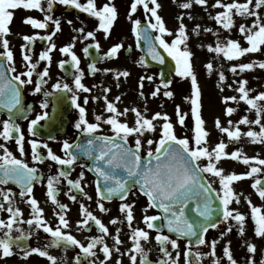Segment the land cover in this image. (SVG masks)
Returning <instances> with one entry per match:
<instances>
[{
  "label": "snow or ice",
  "instance_id": "1",
  "mask_svg": "<svg viewBox=\"0 0 264 264\" xmlns=\"http://www.w3.org/2000/svg\"><path fill=\"white\" fill-rule=\"evenodd\" d=\"M58 2L61 5L73 6L75 9L82 10L88 13L90 17L98 20L97 30H103L105 38L110 34V30L114 21L118 17V10L112 0L98 5L96 0H86L81 3L80 0H47V8L42 5V0H0V44L6 50L0 52V56H6L9 63L8 71L16 73L14 54L10 50L9 40L5 38L10 34V23L13 20L16 9L24 10H40L47 13L43 21L32 16L23 18V22L38 29L48 28V22L51 21L55 25L56 32L61 30V22L59 19H54L51 11L54 4ZM151 5V6H150ZM194 5H199L207 9H221L216 11L211 18L214 19L223 29L232 31L237 27L236 17L242 18L244 21L238 25V32L243 37L247 46H244L239 39L226 37L221 40L217 31V41L215 46L208 44L206 47L209 52L221 55L227 61L239 60L246 54L264 53V0H214V3L209 4V0H182L179 7L186 10L178 17L179 25L175 33L166 27V24L158 14V10L162 5L158 0H131L128 18H132V14L136 13L138 7H142L146 17L150 14V19H147L145 27L141 28L142 21L140 19L132 20V32L136 35L137 46L141 39L147 42L148 51L152 59L158 60L161 64L164 63L165 57L158 50L163 49L169 57L175 61V73L181 78H190L191 80V96L184 97L185 100H190V111L194 118L193 135L189 138L187 135L178 136L176 134L175 125L167 112L156 111L151 116L146 115L147 107L141 110L139 107H125L121 111L115 102L108 99L107 93L110 88H103V96H93V100L104 101V112L108 113L105 117L103 114H96L94 122L88 119V110L85 106L89 102L86 96L83 99V105L79 102V91L91 92L92 89L82 83L84 72L80 69L79 57L74 49L76 37L72 38V42L64 45L59 50L71 57V63L77 71L74 77V89L68 83L57 81L52 85V88L60 91L72 93L70 100L71 104L78 110V119L75 121L74 127L81 134L77 141L70 142L68 139L62 141L63 156L56 154L49 147L47 142L37 140L35 138L28 141L32 160L38 163H43L45 157L41 154L40 149L47 150V158L56 162L61 166H69L75 164L80 156L91 158L94 163L90 171L96 175L95 191L99 197L97 207L101 212L110 211L105 207L103 201H111L118 198L119 212L124 215V221L130 229L128 239L131 241L130 247L126 252H121V246L124 241L121 239V228L115 229V234L112 235L107 225L99 219L89 208L80 203V214L83 219L77 221L78 228L91 227L90 221L99 228L100 235L90 236L87 243L82 242L70 231H65L70 227L67 218L69 206L60 203L57 199V187L60 178L67 179L69 188V198L72 201L77 200V196L71 194L72 189L79 190L87 199L88 196L82 187L81 181L84 179V172L79 174L76 180L68 179L70 172L66 170L59 171L57 176L50 175L47 179V197L53 204L58 205L59 211L54 214L58 217V225L53 227L44 217V209L40 207L39 201L33 195V185L39 177L38 169L30 167L29 164L21 158L14 155L5 144H0V185H6L9 181L19 185L21 191L20 196L26 198L25 202L31 207V217L26 221L23 220V210L14 203V193L12 189H4L0 187V198L3 203H0V212H6L7 217L0 218V258H7L14 254V248L19 249L22 253V258L27 259L32 254H38L40 257L47 258L50 264H60V259L51 255L47 250L51 247L76 246L79 253L75 257V264H109L113 253L120 254L121 257L127 255L130 264H153L149 259L145 244L150 239L148 230H155L154 237L159 251L167 258L166 261H160L158 264H180L181 252L176 251L175 256L168 251V245L172 249H179V239H187L186 250L183 252L185 264H202V258L211 256V264H221V258L217 257V240H212L210 252L204 253L196 251L193 253L194 245L200 246L208 243L206 234L209 229L218 228L220 223H227L234 220L238 227L239 235H245L246 215L237 208L231 207L233 201L239 204L240 198L233 187V182L240 181L246 178H253L251 187L256 191L259 198L264 201V177L260 174L264 173V158L257 156H247L242 149H236L231 153L227 152L228 145L223 139L219 140L214 147H209L208 137L209 132L206 130L205 121L201 114V89L197 80L194 67V53L188 47L189 29L184 23L185 16L190 19H195L192 16L191 10ZM154 19V22H153ZM69 24L72 21H68ZM149 29L156 30L159 34L153 35ZM78 33H84V28L75 29ZM196 35L200 34L201 25L195 24L191 29ZM204 31L213 32V29L206 28ZM165 34L173 37L169 43L166 40ZM51 35L40 36L42 40H52ZM96 32L88 31L85 39L93 38L95 40ZM38 37V34L23 35V40L33 42ZM95 48L99 50L100 44L95 43ZM203 46V45H202ZM91 47V45L89 46ZM89 47H85L83 51L88 54ZM122 43H115L107 52L104 53L105 58H114L118 55ZM22 49H28V45H21ZM56 48L55 43H51L50 47L41 51L39 59L33 62V57L30 50H25L22 55V60L27 66V70L15 74L11 78L8 77L4 70V65L0 64V105L8 110L9 116L6 119L0 120V137L4 141L14 140L16 146L23 156L25 154V136L22 128L16 122L18 119H27L26 112L31 111V106L25 107L21 102V88L19 86L33 84L34 93H40L43 90V85L47 84L45 77L49 76V69L45 67L43 71L37 72L38 79L33 81V73L37 69L39 61H47L50 65L53 49ZM143 62V57L141 58ZM66 61H60L59 66L64 68ZM209 74L213 71V62L209 61L205 65ZM259 67L264 69V60L253 59L249 62L234 63L230 67L233 74L239 75L246 70H253ZM92 72L99 71L96 68L95 62L89 65ZM104 71H111L104 69ZM130 73L127 70L116 72V79L121 76L128 77ZM218 78L221 83L226 81L227 77L221 70L218 73ZM153 81L154 77L142 76L139 80V88L143 89L144 80ZM237 87L235 91L238 95H228L222 98L225 104L228 102H244L248 109L247 111L255 112V119H250L248 115L242 116L238 121L228 120V126H223L219 117L215 120V126L221 133L227 134L230 140H239L242 136L248 137L253 143H264V91H259L255 95L250 93L253 91L247 87V79H238L235 81ZM172 80L161 79L160 84L156 85L151 92L153 98L161 95V85L164 91L162 95L166 98H172L174 93L169 89ZM19 85V86H18ZM119 87V84L116 85ZM232 87L231 84L228 85ZM221 91L223 89L221 88ZM139 95L144 96L143 91ZM45 99L40 107L44 110L37 114L34 119L28 122V132L33 136H37V125L41 121H54L56 118V108L63 103L62 97L53 95L50 92H44ZM121 97L116 96L115 101H120ZM53 106V112L48 111L49 103ZM237 109L227 107L225 114L231 116ZM133 115L132 122L127 117L128 114ZM175 114L178 118V123L181 126L185 125L187 113H184L180 105L175 106ZM110 126L112 135L102 134L103 125ZM240 125H248V131L242 132ZM259 126V131L253 129L252 126ZM158 134V139H153L151 136ZM83 138V142L81 141ZM49 139L54 137L49 136ZM133 143L130 144L129 141ZM147 145L146 152L144 151ZM154 146V147H153ZM222 159H233L241 161L245 165H250L253 162L259 166H251L250 170L244 173H236L235 171L226 172L225 169L219 166ZM206 161V162H205ZM211 177V178H210ZM218 181V187H214V183ZM133 189L138 190L147 199V204L142 212V222L148 230L141 227H133L134 206L135 201L127 202V197L133 193ZM134 194V193H133ZM215 198H218L220 210L219 215H215L216 207ZM245 200L250 208V216L254 222V236L264 241V206L255 205L249 197ZM157 208L160 214L148 215L147 210ZM124 221L119 217H113L110 221L112 225L121 224ZM21 223H27L30 228L25 230L18 227ZM15 232L18 234L14 235ZM32 228L43 229L45 233L51 235L52 240L43 247H33L27 244L28 238L33 234ZM167 229L169 234H164V229ZM231 232L232 227L229 226L225 230ZM171 234H175L177 238H172ZM225 233H221L223 237ZM111 235L113 245L110 247L105 237ZM195 237V241L190 239ZM247 259L246 264H256L255 254L258 250V245L254 242L246 241ZM97 246L99 252L102 253L103 259L97 256ZM260 264H264V250ZM82 253V255H81ZM195 259H191V257ZM223 257H226L228 264H238L231 250V241H227L223 247ZM115 264H123L122 259H116Z\"/></svg>",
  "mask_w": 264,
  "mask_h": 264
},
{
  "label": "flooded vegetation",
  "instance_id": "2",
  "mask_svg": "<svg viewBox=\"0 0 264 264\" xmlns=\"http://www.w3.org/2000/svg\"><path fill=\"white\" fill-rule=\"evenodd\" d=\"M81 3L86 2V0H80ZM98 5H103L104 3L109 2V0H96ZM115 7L118 10V17L114 21V24L110 30V34L105 38V33L103 30H97L98 20L96 18L90 17L88 13L83 12L82 10L75 9L73 6H65L61 5L58 2L54 4V7L51 11V15L54 19H59L61 22V30L56 32L55 25L51 21L48 22V28L46 29H38L33 26L26 24L23 22V18L26 16H32L34 18L40 19L43 21L44 16L47 14L45 12H41L40 10H24V9H16L13 10L14 17L11 21L10 34H8L5 38L9 40L10 50L14 54L15 67L17 72L12 73L8 71L9 63L6 59V56H0V64L4 65V70L7 72L9 78L18 74L20 72L26 71L27 66L25 62L22 60V55L25 50H30V54L33 57V62H36L39 59V54L41 51L46 50L50 47L51 43L56 44V48L52 50L51 55V63L47 61H39L37 64V69L33 73V81L35 82L37 77V72L43 71L45 67L49 69V76L44 79L47 80V84L43 85V90L40 93H34V83L27 84L23 86H19L21 88V102L25 107L31 106V111H27V119L20 118L16 122L20 125L24 132L25 136V154L21 156L16 143L14 140L4 141L2 137H0V144H5L7 148L18 158L24 159L30 167H35L38 169V177L39 179L34 182L33 185V195L39 201L40 207L44 209V217L48 221L50 225L55 227L58 225V217L54 214L56 211H59L58 205L52 203V201L47 197V179L50 175L57 176L59 171L66 170L70 172L68 179L76 180L79 178V174L84 172V179L81 181L82 187L88 196H91L92 199L89 200L85 195H83L79 190L72 189L73 195L77 196L76 201H72L69 198V188L70 186L67 183V179L60 178V182L56 185L57 191V199L60 203L67 204L69 206V211L67 212V218L69 220L70 227L65 231H70L72 235L76 236L82 242L87 243V240L90 236L100 235L99 228L94 225V222L90 221L91 227L89 228H78L77 221L83 219L80 214V203H84L90 211H92L102 222L108 226L110 233L112 235L115 234V229L117 227L121 228V239L124 241V244L121 246V252H126L127 248L130 247L131 241L128 239L130 235V229L127 226V222L124 221V215L119 212V204L120 200H112V201H103L105 207L110 211L101 212L97 207V201L99 197L96 195L95 187H94V177L93 175L82 165V163L77 160L74 165L69 166H61L56 162L51 161L47 158V150L44 148L40 149L41 154L45 157L43 163H38L32 160L31 148L28 143L29 140L35 138L37 140H41L47 142L49 147L58 155L63 156L64 153L62 151V141L68 139L70 142L77 141L78 137H81V134L78 130L75 129L74 124L78 119V110L71 104L70 97L72 93L67 91H57L52 88V85L56 83L58 80L62 83H68L70 87L74 89V77L77 75V71L75 67L71 63L70 55L66 53H62L59 49L66 44L72 42V38L76 37L74 51L76 55L79 57L80 69L84 72L82 77V83L85 84L86 87L91 88V92L79 91L78 95L80 97V103L83 105L84 97L89 98V102L87 105H83L88 110V119L90 122H94V117L96 114H103L105 117L108 113L104 112V101L101 98L96 101L93 100V96H103V88H110L111 91L107 93L108 99L115 102L119 109L123 106L122 101L124 102L125 97V86L129 84L135 85L133 88H137L138 95L140 91H143L144 96L140 95V106H142V110L147 107L148 112L146 115L150 116L153 114V102L150 100V87L153 86L155 82V72L156 69L150 66L145 65L143 62L141 63L142 52L137 47V41L135 34L132 32V20L140 19L137 17L138 15L132 14V18H128V11L130 7L131 0H112ZM42 5L46 9L47 8V0H42ZM72 21L71 24L68 21ZM250 23V20L247 21ZM80 27L84 28V33H78L75 29ZM88 31H95L96 36L95 40L93 38L85 39L86 33ZM55 32V35L52 36V40H42L40 36L51 35ZM38 34V37L33 42L29 43L23 40V35H33ZM96 41L99 42L100 48L97 50L95 48ZM115 43H122L123 47L120 49L118 55L114 58H105L104 53L108 51V49L114 45ZM28 45V49H22L21 45ZM91 45V47H89ZM85 47H89L88 54H85L83 49ZM6 51L2 44H0V52ZM92 53V55H89ZM60 61H66L67 64L64 68L59 66ZM95 62L96 68L99 71L92 72L89 69V65ZM104 69H110L111 71H104ZM256 69H260L257 67ZM127 70L130 75L128 77L121 76L119 80L116 79V72ZM153 76V81L144 80L143 89L139 88V80L142 76ZM117 83L119 87H117ZM75 90V89H74ZM50 92L53 95H58L62 97L63 103L59 104L56 108V118L54 121H41L37 125V136L33 137L27 129L28 122L31 119H34L37 114L42 113L44 111L40 105L45 99L44 92ZM120 96V101H115V97ZM138 107V105H137ZM48 111L50 113L53 112V106L51 102L49 103ZM9 116V112L2 105H0V120L6 119ZM133 116V115H132ZM65 119V121H64ZM133 119V117H132ZM132 119L129 121L132 122ZM63 122L64 125H63ZM257 130H259V127ZM102 134L112 135V130L110 126L103 125L102 126ZM49 136L54 137V139H49ZM151 138L155 139V134L151 136ZM83 140V138H81ZM215 143V136L213 137ZM230 140V139H229ZM232 141V146H237L239 149H242L243 152L251 145L254 147V150L258 148L263 149L264 152V143H253L248 137L242 136L239 140H230ZM130 144L133 143L132 140L129 141ZM230 146L229 144H227ZM244 146V149L242 148ZM154 147V146H153ZM147 145H145L144 151L146 152ZM227 152L231 153L229 147L226 149ZM0 154H2V150H0ZM264 156V154H263ZM221 162H228L225 166L226 169H231L232 164L241 163V161H235L233 159H222ZM264 173H261L260 176H263ZM246 179H242L240 181H235V185L241 188ZM250 185L253 183V178H250ZM4 189H12L15 194L13 197L14 203L19 206L23 210V220H27L31 217V207L28 203L25 202L26 198H22L20 196V187L13 181H9L6 185H0ZM255 191V190H254ZM245 192H249L246 191ZM134 193V194H133ZM133 193H130L127 197V202L131 203L135 201L134 206V221L133 227H141L146 228V225L142 222V209L146 207L147 201L146 199L139 194L136 190H133ZM0 203H3L2 198H0ZM264 204V203H263ZM239 205V204H238ZM232 206L237 207L239 211L246 215L248 210L246 207H239L235 204ZM264 206V205H263ZM148 215H157V212L152 208L147 210ZM7 217L6 212H0V218ZM113 217H119L120 220L124 221L121 224L112 225L110 223ZM247 217V216H246ZM248 220L252 223V229H247ZM223 225V226H221ZM219 227H223L220 231H215L216 229H211L206 234V240L208 243L200 246H193L192 251L195 253L196 251L209 253L210 245L212 240H217V255H220L221 262H225L224 264H228L226 257H223V247L227 241H231V249L233 251L234 258L237 260L238 264H246L247 259V249H246V241L252 242V236H254V222L249 215L246 219L245 223V235H239L238 227L236 226V222L234 220L229 221L227 223H222ZM231 226L232 231L226 232L227 227ZM18 227L23 228L25 230L29 229L30 226L27 223H21ZM2 231L0 230V235H2ZM150 232V241L142 242L145 244L146 249H150L148 252L149 259L153 261V264H158L160 261H166L167 258L163 256V254L159 251V246L157 245L154 237L156 235V231L148 230ZM32 235L28 238L27 244L33 247L39 246L43 247L48 244L52 237L50 234L45 233L43 229H35L32 228ZM221 233H225L223 237ZM230 234V237H227V234ZM18 234L15 232L14 235ZM164 234H169L168 232H164ZM227 237V238H226ZM172 238H177L172 235ZM220 238L222 240H220ZM107 243L111 247L113 245L112 236L109 235L105 237ZM179 249H172L170 245H168V251L173 253L175 256L176 251L181 252L180 256V264H185L183 252L186 250L187 241L185 239L180 238L179 241ZM259 244L261 248L264 250V241L259 239ZM99 246H97V256L100 259H103L102 253L99 252ZM51 255H55L60 259V264H75V257L79 253V249L76 246H68L64 247H51L47 249ZM82 255V253H81ZM116 259H122L123 264H130L129 258L127 255L123 257L120 254L113 253L112 259L109 261V264H115ZM191 259H195V257H191ZM211 256H205L202 258V264H211ZM0 264H50V261L47 258L40 257L38 254H32L29 258L23 259L22 253L19 249L14 248V254L7 258H0ZM85 264H87V260H85Z\"/></svg>",
  "mask_w": 264,
  "mask_h": 264
},
{
  "label": "rangeland",
  "instance_id": "3",
  "mask_svg": "<svg viewBox=\"0 0 264 264\" xmlns=\"http://www.w3.org/2000/svg\"><path fill=\"white\" fill-rule=\"evenodd\" d=\"M158 2L162 5V7L158 10V14L161 15L163 18L166 27L170 30H172L174 33L176 29L178 28L179 21L177 17L186 10L179 7V3L182 2V0H158ZM214 3V0H209V4ZM151 6V5H150ZM221 9H214L211 7H208L205 9L202 6L194 5L193 9L191 10L192 16L195 17V19H190L188 16H185L184 23L187 25L189 29V40H188V47L193 51L194 55V67L195 72L197 76L198 83L200 85L201 89V114L205 121V127L206 130L209 132L208 137V145L209 147H214L216 143L219 142V140L223 139L226 144H229V149L232 151L239 149L237 146H232V141L229 140V137L227 134L221 133L219 129L215 126V120L217 117H219L221 123L223 126H228V120L232 121H238L242 116L248 115L250 119H255V112H249L247 111L248 106L244 102H228V104H225L222 100L224 96L228 95H238V93L235 91V88L237 87V84L235 83L238 79H247L248 84L247 87L249 89H252L253 91L250 93L251 95H255L259 91H264V69H253V70H246L243 73H239V75L233 74L229 69L232 64L234 63H244L249 62L253 59L257 60H264V53H255V54H246L245 56L241 57L239 60H233V61H227L224 59L221 55H217L216 53L209 52L207 49L208 44H213L215 46V43L217 41L216 33L219 32V36L221 40H223L226 37L239 39L241 43L244 46H247L246 42L243 40V37L238 32V25L244 21L240 17H236V24L237 27H234L231 32L228 30H225L222 28L221 25H219L214 19L211 17L215 15L216 11H219ZM134 15H138L137 17L141 19H150V14L148 17H146L143 13L142 7H139L137 12L134 13ZM135 20V19H134ZM154 22V19H153ZM195 24L201 25V31L199 35H196L194 32L191 31V29L194 28ZM206 28L213 29V32H207L204 31ZM155 35H158L159 33L156 30H153ZM166 40L171 42V39L173 37H170L165 34L164 37ZM203 45V46H202ZM213 62V71L211 74L207 71L205 65L209 62ZM223 71L225 76L227 77L226 81L221 83L218 78L219 71ZM160 84V80L158 79L157 72H155V82L152 87H150V91L152 92L156 85ZM231 84L232 87L229 88L228 85ZM135 85L129 84L127 87L125 86V97L124 102L122 101V104H124L123 109L125 107H138L142 110V106H140V96L138 95L137 88H133ZM221 88L223 91H221ZM170 91L174 93V96L172 98H166L162 95V92L164 91L163 86L161 85V95L158 97L153 98L150 95V100L153 102V113L156 111L161 112H167L169 116L172 119L173 124L175 125L176 134L178 136H184L187 135L189 138L192 137L193 132L192 129L194 127V118L191 115L190 111V100H185L184 97H190L191 96V80L190 78H181L177 74H175L172 77V84L169 86ZM180 105L182 111L184 113H187L186 119H185V126H181L178 123V118L175 114V106ZM233 107L236 108L237 111L234 112L231 116H228L225 114V109L227 107ZM122 111V108L120 109ZM151 116V115H150ZM132 114L129 113L127 117H122V119H128L130 121L132 119ZM242 132L248 131L249 126L248 125H240ZM254 130H257L259 126H252ZM215 136V143L213 140V137ZM155 139H158V134H155ZM244 149V146L242 147ZM247 156H259L260 158H264L263 149L258 148L257 150H254L253 146H249L246 150L243 152ZM206 162V161H205ZM228 162H220L219 166L223 167ZM249 166H259L256 165L254 162L250 164ZM237 170L240 169L241 173L248 171V165L246 167L238 166ZM250 170V167H249ZM227 172V171H226ZM239 172V171H236ZM211 178V177H210ZM250 178L244 181L241 188L237 187L235 183H233L234 190L239 195L240 203L239 205L233 201L232 204H235L239 207H246L248 212H246V216L248 217L250 215V208L245 200V197H249L252 202L257 206H263L264 201H262L256 191L251 187L250 185ZM215 187H218V181L214 183ZM249 191V192H245ZM233 208H237L235 206H232ZM150 210V209H149ZM223 226V225H221ZM252 223L248 220L247 222V229H252ZM223 227H218L215 231L222 230ZM227 237H230V234L228 233L226 235ZM252 236V242L256 243L258 245V249H261V246L259 244L258 237ZM226 237V238H227ZM220 240H222L220 238ZM232 250V249H231ZM258 250L255 254V260L256 264H260V260L262 258V251ZM233 252V251H232ZM217 257H220V255H217ZM225 262H221V264H224Z\"/></svg>",
  "mask_w": 264,
  "mask_h": 264
},
{
  "label": "water",
  "instance_id": "4",
  "mask_svg": "<svg viewBox=\"0 0 264 264\" xmlns=\"http://www.w3.org/2000/svg\"><path fill=\"white\" fill-rule=\"evenodd\" d=\"M145 26H146V23H141V28H143ZM149 32H150V29H149ZM155 43L157 44L158 50L165 57L164 63L161 64L158 60L152 59V56H151V54L148 51V44H147V42L144 41L143 39H141L140 42H139V48L143 51V55H144L143 61L147 65L156 67L159 70V76H160L161 79L168 80V79L171 78V74L172 73H175V62H174V60L171 57H169L167 55V53H165L163 51V49H160L159 48L158 42H155ZM63 125H64V122H63ZM80 142H83V140H81ZM78 160L88 170L91 168L92 164L94 163V161L91 158H88L86 156H80L78 158ZM90 172L94 175L95 180H96L95 173L93 171H90ZM116 199H118V198H116ZM214 200H215L214 207H216V213H215V215L218 216L219 213H220V210L217 207L219 205V200H218V198H215V197H214ZM155 209L160 212L159 209H157V208H155ZM163 231H168V230L165 228ZM173 235H175V234H173ZM190 239H192L193 241H195V237H191Z\"/></svg>",
  "mask_w": 264,
  "mask_h": 264
}]
</instances>
